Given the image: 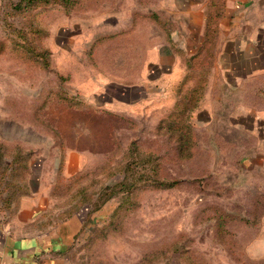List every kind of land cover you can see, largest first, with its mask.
Returning a JSON list of instances; mask_svg holds the SVG:
<instances>
[{"label":"rangeland","instance_id":"1","mask_svg":"<svg viewBox=\"0 0 264 264\" xmlns=\"http://www.w3.org/2000/svg\"><path fill=\"white\" fill-rule=\"evenodd\" d=\"M179 2L0 0V191L33 154V167L44 157L55 171L68 148L81 153L84 167L57 175L51 198L55 220L84 219L76 264H264V193L232 189L249 177L233 175L234 145L215 140L232 129L194 127V108V143L181 148L168 128L197 69L165 74Z\"/></svg>","mask_w":264,"mask_h":264},{"label":"crops","instance_id":"2","mask_svg":"<svg viewBox=\"0 0 264 264\" xmlns=\"http://www.w3.org/2000/svg\"><path fill=\"white\" fill-rule=\"evenodd\" d=\"M180 1L176 38L165 46L174 56L173 66L165 74L173 75L179 64L185 73L197 66L194 86L202 82L203 88L194 108V127L231 128L227 138L219 135L224 141L219 136L215 140L234 145L233 175L242 166L249 178L230 186L238 191L257 185L255 191L264 193V0ZM91 128L83 133L92 136ZM106 149L99 152L105 154ZM33 156L23 188L0 191V264H76V238L84 219L74 210L55 220L51 198L57 175L81 171L84 157L68 148L60 168L53 171L44 157L33 167ZM260 222L263 230L254 248L264 255V217Z\"/></svg>","mask_w":264,"mask_h":264},{"label":"trees","instance_id":"3","mask_svg":"<svg viewBox=\"0 0 264 264\" xmlns=\"http://www.w3.org/2000/svg\"><path fill=\"white\" fill-rule=\"evenodd\" d=\"M29 1V0H27ZM35 3H39V2H48V1H53V0H33ZM60 3L65 4L66 6H71L74 3H76L77 0H58ZM18 4L19 2L15 5L16 8H18ZM3 47H1L0 50H2ZM37 55H39L40 57L43 58L42 61V65H45L48 67L50 65V61L47 58L46 55V51L42 50V51H36ZM49 68V67H48ZM202 88H203V83L198 82V84H196L195 86L192 87V89H190L187 93H185L182 97V99H180L177 104L179 105L177 109H174L173 112H170L168 114V128L172 129L173 131L177 132V143L180 145V147H187V144L192 142L194 143V140L192 138V140L190 141V136L192 133V125L190 124L189 119L185 120L186 117L184 113H186V110L188 109H193L196 107V105L198 104L201 96H202ZM127 89V88H126ZM125 91V89H122V91ZM111 112V114H115V112L112 111H108ZM118 114V113H116ZM27 170V165L24 167L23 172L25 173ZM23 179L20 181V183L18 184H14L10 187H7V190L9 191H16L18 189H22L23 188ZM165 185H167L164 182ZM109 199H111L110 197H106L103 198L99 203H95L94 205H92V207L89 209L88 211V218L91 216V214L97 210H99ZM117 205H115L116 207ZM115 207L113 208V210L115 209ZM112 210V211H113ZM111 211V212H112ZM72 212V211H71ZM70 212V213H71ZM110 212V213H111ZM69 213V214H70Z\"/></svg>","mask_w":264,"mask_h":264}]
</instances>
